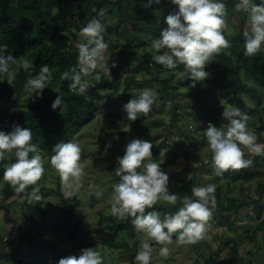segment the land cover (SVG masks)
<instances>
[{
	"label": "rangeland",
	"instance_id": "rangeland-1",
	"mask_svg": "<svg viewBox=\"0 0 264 264\" xmlns=\"http://www.w3.org/2000/svg\"><path fill=\"white\" fill-rule=\"evenodd\" d=\"M96 1L84 0L81 2L83 8L79 12L82 11L86 15L82 22L81 20L76 21V26H71L73 31H77L76 37L72 36L68 28L64 31L69 36L68 42L77 48H79V44L83 43L80 30L92 19L89 9L94 7ZM111 1L115 4L105 5L101 10L104 15H98L105 26L114 25L117 27L115 31L107 32L108 40L115 45L113 51L105 54L104 63L107 64L109 73L106 68H98L84 78L89 82L97 77L98 72H103L110 78L116 77L123 88L125 82L134 78L136 82L132 83L127 90L130 92L129 100L138 96L143 89L152 88L158 95V101L147 115L140 114L136 121L129 122L126 119V113L122 110L123 105L129 100L126 102L119 96L118 92L101 90L100 98L93 102L96 106L95 118L72 134L66 141L74 140L80 145L81 161L85 164L86 173L80 189L70 197L65 195L66 189L61 183L59 174L48 164L51 151H40L45 157V173L38 182L39 187L43 188L40 194L43 199L39 202L33 200L31 203H36L46 211L45 235L61 245L66 243L65 235L59 234L55 230V225L63 211L62 196L68 200L70 206L74 204L76 197L81 203L77 210V217L83 221L84 226L91 230L97 239V244L93 248H98L104 264H130L131 255L136 254L140 249L141 235L137 234L135 237H130L122 231L118 237V240L124 239L131 246L136 242L138 244L136 250L133 248L134 250L124 251L110 248L103 241L109 230L106 222L102 221L101 218L111 214L113 185L118 182L114 173V169L117 167V157L124 154L127 143L132 139L139 138L152 142L153 158L156 161L162 158L161 150L168 149L161 168L169 175V191L177 193L178 197H182L179 191L182 183L191 181L197 186L220 185L224 200L234 196L246 203L236 213H212L203 239L195 244L180 243L176 239V234H173L172 243L167 245L169 248L167 257L159 255L162 245L156 244L154 241L151 242L153 247L152 264H208L203 262L211 256L208 254L218 251H222L226 257V253L234 250L232 241L238 243L237 250H239L240 244H242L240 242L251 234V228L257 223L258 218L253 207L254 204L251 203V196H257L255 189L259 182L264 181V166L258 168L252 164L250 169L254 171V176L248 180L237 183L215 181L212 172L209 173L207 167L204 166L212 157L201 131L207 127L208 122L215 126L227 123L221 116L224 110L222 104L225 106L235 105L249 115V128L255 130L258 142L264 144V87L247 80V77L242 73L246 81L256 85L257 96L260 99L258 101L252 95L235 94L231 89H216L215 84L220 73L208 71L210 73L209 80L206 79L204 82L197 83L196 87L193 88L190 86L191 81L187 77L188 73L179 72L171 81V89L178 95L176 102L178 103L177 113L179 117L175 121L172 102L162 89L160 81L154 78L155 70L147 64H140L144 54H152L151 42L159 36L161 29L164 28V25L161 24L164 18L163 11L145 7L144 4L135 0H122V10L119 12L120 4L116 2L117 0ZM165 1L170 4L168 0ZM224 2L232 3L226 6L227 15L224 31L226 33L241 32L244 35L248 31L246 15L235 10L233 7L235 0H224ZM69 9H73L72 3H69ZM26 58L30 60L31 56ZM231 58L233 62L237 63L236 55H231ZM113 63H115V67L112 66ZM12 68L17 73L12 85L14 86L18 76L25 70L16 69L15 65ZM161 75L163 77L168 74L162 73ZM3 81L11 86L6 82V76L3 77ZM5 97L6 95L2 93L0 85V100L4 101ZM35 100L36 97H31L24 87L18 96L16 93L12 94L7 105H25ZM196 122H201L199 127ZM127 125H130L129 130ZM114 136H118L119 139H113ZM109 142H111L112 147L108 149L107 155H104L105 145ZM245 158L253 159L255 157L246 156ZM262 158L264 159V156ZM5 163L7 162H4L3 166ZM7 184L2 179L0 180V188ZM97 193H101V195H97ZM28 204L27 197L21 194L0 196V251L22 253L27 250L26 242L23 246L8 247L3 243V238L8 235L12 227L5 221L4 208L7 207L11 210L18 233L24 234L31 226L27 219ZM156 205L164 206V210L160 211L162 217L182 207L179 199L174 206L162 203ZM262 205H264V199ZM262 218H264V213ZM239 223L240 226H243L242 228L239 227ZM224 224L229 228L226 229ZM234 229L239 230V232ZM237 233L238 235H236ZM262 235V230L257 231L255 243H261ZM204 239H207V244ZM246 243L249 242L246 240ZM204 244L208 247L205 248ZM250 247L253 248L252 245ZM247 248L248 246L245 247V249ZM56 262L52 261L50 264H56Z\"/></svg>",
	"mask_w": 264,
	"mask_h": 264
},
{
	"label": "clouds",
	"instance_id": "clouds-1",
	"mask_svg": "<svg viewBox=\"0 0 264 264\" xmlns=\"http://www.w3.org/2000/svg\"><path fill=\"white\" fill-rule=\"evenodd\" d=\"M176 6V11L164 18L166 27L161 29L157 38L150 45L152 59L166 69H175L183 65L191 81V87L204 82L210 73L206 67L215 55L231 47L225 38V17L227 15L224 0H168ZM161 0H147L145 7L160 4ZM237 12H243L247 18L248 31L244 33V52L246 57L256 56L264 49V0H235ZM103 16V11L98 13ZM105 26L99 19H91L80 30L83 43L79 44L78 70L73 67L62 74L63 79L71 81L70 87L79 95H84L88 82L84 77L98 68H109L105 61L108 48L103 33ZM6 45L0 44V82L6 76V82L13 85L16 69L27 71L33 68V61L23 58L17 61L13 56H6ZM115 67V63L112 65ZM99 79V77H96ZM52 79L48 65L40 67L39 73L27 80L25 91L36 98L42 96ZM58 92V90H57ZM158 101V95L152 88L143 89L138 96L123 105L126 119L134 122L140 114L147 115ZM64 99L57 95L52 102V110L63 111ZM223 105L222 118L227 123L215 126L208 122L201 131L211 152V164L216 176H222L228 170H239L252 166L253 159L245 158L264 156V144L258 142L254 129L249 128V115L235 105ZM201 122H196L197 126ZM128 130L130 125H127ZM113 139L118 140V136ZM112 147L105 145L104 155ZM152 142L145 139H132L124 149V154L117 157L114 169L118 182L113 185L110 212L121 220L131 218L134 231L141 235L140 249L135 254L136 264H152L153 247L151 242L162 245L161 257L169 255L168 244L173 241V234L180 243L195 244L203 239L208 221L215 207L214 184L194 185L191 195L178 197L169 191V175L163 171L165 153L161 150V159L154 160ZM48 164L56 170L66 189V197L72 196L81 187L85 173V164L81 161V147L74 140L60 142L51 149ZM0 162L4 164L2 181L7 182L17 193H27V200L39 202L38 182L45 173V157L37 145L32 143V129L13 125L10 132L0 131ZM101 195V193H97ZM182 207L175 212L161 216L154 209L158 203ZM56 264H104L97 247L83 248L78 256L60 258Z\"/></svg>",
	"mask_w": 264,
	"mask_h": 264
},
{
	"label": "trees",
	"instance_id": "trees-1",
	"mask_svg": "<svg viewBox=\"0 0 264 264\" xmlns=\"http://www.w3.org/2000/svg\"><path fill=\"white\" fill-rule=\"evenodd\" d=\"M84 0H0V44L6 45V56H13L17 61L24 57L31 56L33 68L24 71L18 76L14 86H8L5 82H0L2 93L6 95L4 101L0 100V131L10 132L13 125H20L22 128L32 129V143L36 144L40 151H51L55 144L66 142L72 134L82 129L87 123L92 121L96 116V106L93 103L101 96V90H112L118 92L119 96L126 102L129 100L130 92L127 90L132 83L136 82L134 78L125 82L124 88L116 77H108L103 72H98L95 78L88 82V88L84 95H79L71 87V81L63 79L62 74L73 67L78 70L79 48L70 44L69 36L64 33L67 30L72 36H77V31H73L71 26H76V21H83L86 13L80 11ZM122 0H117L118 10L121 12ZM141 4H146L147 0H135ZM72 3L73 9H69V3ZM259 3L260 0H255ZM235 3V2H234ZM233 3V4H234ZM107 4H115L111 0H97L94 7L90 10L92 19H99L98 13ZM226 6L232 3H225ZM153 9L162 10L164 18L176 11V6L167 4L161 0L160 4H152ZM164 18L161 22L164 27ZM100 20V19H99ZM105 26V25H104ZM117 29L114 25L105 26L103 33L105 43H107V52L114 50L115 45L108 40L107 32ZM225 38L230 41L231 47L223 49L218 55H215L206 67V71L220 73L215 84L216 89L233 90L235 94L252 95L258 101L257 88L255 84L264 87V49L259 54L252 57H246L244 52L245 37L241 32L226 33ZM84 42V41H83ZM231 55L237 56V63L233 62ZM140 64H147L155 70L154 78L161 83L170 102H172L173 118L178 120V103L176 102L177 94L171 89V81L179 72H186L183 65L175 69H166L162 65L156 64L152 59V54H144ZM48 65L52 72V79L48 82L47 88L43 90L42 96L36 98L34 102H28L25 105H7V101L13 93L18 96L25 87L28 79L39 73L40 67ZM14 65H10L12 68ZM162 73H167L162 77ZM253 81L250 84L246 81ZM85 79V78H84ZM207 80H209L207 78ZM58 90V92H57ZM57 95L64 99L63 111L57 108L52 110L51 104ZM35 96V94H33ZM4 162H0V180L3 176ZM255 167H263L264 159L262 156L253 158ZM217 182L237 183L251 179L254 171L248 168L239 170H228L222 176H216L211 164V160L204 164ZM60 181V180H59ZM196 185L191 181H185L180 186V193L191 195V188ZM197 186V185H196ZM33 186H29L24 193H17L7 184L0 188V196H9L21 194L27 197ZM43 188L40 187V194ZM255 194L251 196V203L254 204L256 215L259 220L255 228L252 229L250 238L255 239L256 233L263 230L264 242V181L258 183ZM215 207L212 213L220 212L221 214L236 213L245 206V202L237 197H229L224 200L223 190L220 185L215 188ZM63 211L55 230L65 235V244L48 238L45 235L46 211L36 203L28 204L27 219L31 226L24 234H19L16 229V222L12 217L11 210L7 207L5 210V221L12 225L11 231L3 238V243L8 247L23 246L27 243V250L22 253L15 251H0V264H50L60 258L67 256H78L83 248L93 247L97 244V239L93 236L92 231L84 226L83 221L77 217V210L81 205L78 198H74V204L69 205L66 198L62 196ZM258 203V204H257ZM259 204H261L259 206ZM157 211L164 210V206L154 205ZM106 222L108 235L103 240L104 243L114 249L124 251L136 250L138 244L130 245L126 240L118 237L120 232H126L130 237H135L137 233L131 224V218L121 220L112 214L101 218ZM228 220V219H227ZM229 244V243H228ZM233 256H238V243L233 242ZM133 249V250H134ZM135 254L130 257V264H136ZM205 261L208 264H218L217 260L210 256ZM204 262V261H203Z\"/></svg>",
	"mask_w": 264,
	"mask_h": 264
},
{
	"label": "crops",
	"instance_id": "crops-1",
	"mask_svg": "<svg viewBox=\"0 0 264 264\" xmlns=\"http://www.w3.org/2000/svg\"><path fill=\"white\" fill-rule=\"evenodd\" d=\"M258 222H259V220H257V223H255V225L251 229L255 228L256 225L258 224ZM224 225H225L226 229L229 228L226 224H224ZM238 225L240 228L243 227V226H240L241 225L240 223ZM231 229H233V228H231ZM235 231L239 232V230H237V229ZM236 235H238V233ZM206 240L204 239L205 243L207 244ZM235 240L237 241V238ZM246 240L249 242L248 244L246 243ZM255 241H256V239L250 238V234H249V236L247 238H245V240L240 242L242 244H240V248L238 250V256L237 257L233 256V253L231 250H230V253H226V257L222 251L212 252V253H209L208 255L213 256L217 260L218 264H264L263 235L261 237V243H258V242L255 243ZM232 242H234V241H232ZM206 244H204L205 248L208 247ZM251 245L253 246V248L250 247ZM244 246L245 247L248 246V248L245 249ZM204 262H207V261H204Z\"/></svg>",
	"mask_w": 264,
	"mask_h": 264
}]
</instances>
